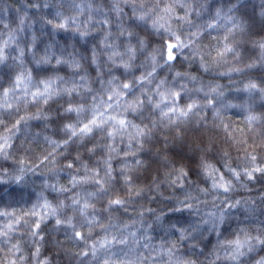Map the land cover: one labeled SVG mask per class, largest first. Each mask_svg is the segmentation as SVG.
Segmentation results:
<instances>
[{"label":"clouds","instance_id":"obj_1","mask_svg":"<svg viewBox=\"0 0 264 264\" xmlns=\"http://www.w3.org/2000/svg\"><path fill=\"white\" fill-rule=\"evenodd\" d=\"M0 264H264V0H0Z\"/></svg>","mask_w":264,"mask_h":264},{"label":"snow or ice","instance_id":"obj_2","mask_svg":"<svg viewBox=\"0 0 264 264\" xmlns=\"http://www.w3.org/2000/svg\"><path fill=\"white\" fill-rule=\"evenodd\" d=\"M79 235V234H78Z\"/></svg>","mask_w":264,"mask_h":264}]
</instances>
